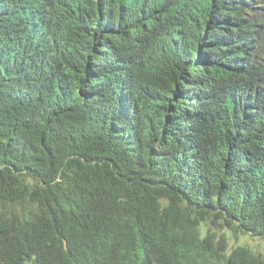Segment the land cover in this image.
<instances>
[{"label": "trees", "instance_id": "1", "mask_svg": "<svg viewBox=\"0 0 264 264\" xmlns=\"http://www.w3.org/2000/svg\"><path fill=\"white\" fill-rule=\"evenodd\" d=\"M0 264H264V0H0Z\"/></svg>", "mask_w": 264, "mask_h": 264}, {"label": "rangeland", "instance_id": "2", "mask_svg": "<svg viewBox=\"0 0 264 264\" xmlns=\"http://www.w3.org/2000/svg\"><path fill=\"white\" fill-rule=\"evenodd\" d=\"M254 244H255V245H257V244H258V242H255Z\"/></svg>", "mask_w": 264, "mask_h": 264}]
</instances>
